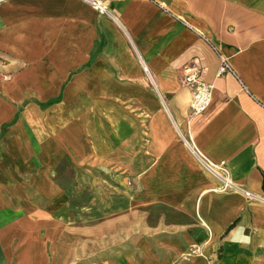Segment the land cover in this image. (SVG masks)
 Segmentation results:
<instances>
[{
    "label": "crops",
    "instance_id": "1",
    "mask_svg": "<svg viewBox=\"0 0 264 264\" xmlns=\"http://www.w3.org/2000/svg\"><path fill=\"white\" fill-rule=\"evenodd\" d=\"M91 1L0 0V264H264V0Z\"/></svg>",
    "mask_w": 264,
    "mask_h": 264
},
{
    "label": "built area",
    "instance_id": "2",
    "mask_svg": "<svg viewBox=\"0 0 264 264\" xmlns=\"http://www.w3.org/2000/svg\"><path fill=\"white\" fill-rule=\"evenodd\" d=\"M92 6L101 13L107 11L106 5L100 0H92ZM220 65L217 75H222L226 72L236 73L232 67L229 59L223 54L219 53ZM143 69L148 72V67L144 64ZM206 65L200 59H194L190 63L184 66L183 83L190 87L192 91V99L190 102V118H194L204 113L210 106L213 98L214 85L209 83L204 78V72ZM206 166L218 175L223 184L218 188L220 191H228L233 187L234 182L230 177L229 169L225 161L220 163H206ZM250 195V192H246Z\"/></svg>",
    "mask_w": 264,
    "mask_h": 264
}]
</instances>
